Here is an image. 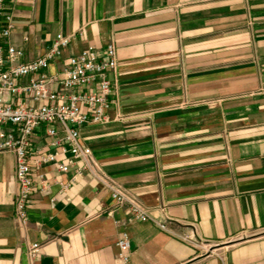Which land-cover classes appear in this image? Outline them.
I'll use <instances>...</instances> for the list:
<instances>
[{"label":"crops","instance_id":"0c3cea01","mask_svg":"<svg viewBox=\"0 0 264 264\" xmlns=\"http://www.w3.org/2000/svg\"><path fill=\"white\" fill-rule=\"evenodd\" d=\"M6 6L15 24L9 44L26 53L20 63L44 55L59 34L74 35L51 66L53 75L65 59L114 44L112 121L84 126L81 141L101 170L171 233L126 215L91 175L71 182L73 171L53 165L34 171L24 229L15 217L17 157L5 152L0 264H264V0H7ZM37 141L47 146L51 138ZM124 231L132 243L128 263L117 245ZM33 244L41 247L35 258Z\"/></svg>","mask_w":264,"mask_h":264},{"label":"built area","instance_id":"2783aa9c","mask_svg":"<svg viewBox=\"0 0 264 264\" xmlns=\"http://www.w3.org/2000/svg\"><path fill=\"white\" fill-rule=\"evenodd\" d=\"M6 1L0 0V154L12 152L17 157L16 220L24 229L29 227L36 191L34 171L53 165L61 173L73 171L71 182L85 174L91 175L111 193L116 206L126 215L138 222H152L162 231L171 233L166 224L151 217L101 170L92 148L81 141L84 126H105L112 121L109 112L115 104L118 83L114 44L110 43L102 53L89 47L65 59L59 73L53 75L51 66L63 57L74 39V35L59 34L44 55L20 63L26 53L9 44L15 24ZM37 136L51 138V142L43 146ZM63 155L67 158L60 161ZM39 178L43 187H47L45 175ZM68 186L63 185V188ZM184 240L195 244L193 237H184ZM117 245L121 260L128 263L132 243L127 231L121 234ZM40 248L39 244H33L30 257L35 258Z\"/></svg>","mask_w":264,"mask_h":264}]
</instances>
